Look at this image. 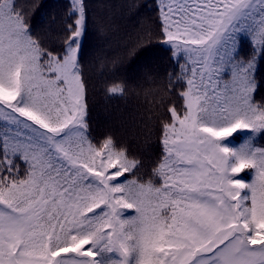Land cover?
<instances>
[{
    "label": "snow or ice",
    "instance_id": "snow-or-ice-1",
    "mask_svg": "<svg viewBox=\"0 0 264 264\" xmlns=\"http://www.w3.org/2000/svg\"><path fill=\"white\" fill-rule=\"evenodd\" d=\"M157 2L183 99L160 124L158 183L136 179L142 162L112 137L89 136L84 0L61 52L0 0V264H264V0Z\"/></svg>",
    "mask_w": 264,
    "mask_h": 264
},
{
    "label": "trees",
    "instance_id": "trees-1",
    "mask_svg": "<svg viewBox=\"0 0 264 264\" xmlns=\"http://www.w3.org/2000/svg\"><path fill=\"white\" fill-rule=\"evenodd\" d=\"M26 14L30 30L47 49L61 52L68 35L69 0H15ZM85 30L80 38L79 65L86 84L88 133L95 142L112 137L119 148L142 162L135 178L146 182L160 159L162 120L170 119L168 107L183 108L180 72L169 46L161 42V22L157 0H84ZM241 55L247 57L248 41L242 42ZM183 63V61H181ZM260 84L256 99H264V62L258 65ZM171 80V88H170ZM122 84L123 94L107 89ZM249 133L235 135L233 143L245 141ZM264 147V135L253 140ZM127 175V174H126ZM247 182L250 172L241 174ZM129 178H132L129 176ZM135 215L134 209L124 210Z\"/></svg>",
    "mask_w": 264,
    "mask_h": 264
},
{
    "label": "rangeland",
    "instance_id": "rangeland-1",
    "mask_svg": "<svg viewBox=\"0 0 264 264\" xmlns=\"http://www.w3.org/2000/svg\"><path fill=\"white\" fill-rule=\"evenodd\" d=\"M70 2H71V0H69ZM165 44V43H164ZM166 46H169V45H167V44H165ZM244 141H242V142H240V143H238V144H236V143H233L231 140L229 141V143H230V145L231 146H234V147H239V145L240 144H242Z\"/></svg>",
    "mask_w": 264,
    "mask_h": 264
}]
</instances>
